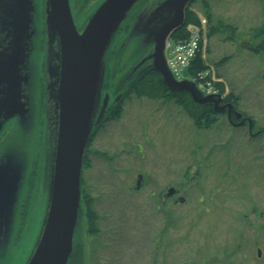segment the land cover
Instances as JSON below:
<instances>
[{"label":"rangeland","instance_id":"1","mask_svg":"<svg viewBox=\"0 0 264 264\" xmlns=\"http://www.w3.org/2000/svg\"><path fill=\"white\" fill-rule=\"evenodd\" d=\"M103 1L74 0L75 25L80 28ZM145 4L133 8L127 24L144 15ZM188 9L205 19L200 50L211 81L222 83V96L233 92L237 111L263 130L264 51L247 47L264 38L257 35L264 0H194ZM158 16L141 19L144 38L160 26ZM219 24L231 26L235 39L222 26L209 36L208 28ZM126 27L115 33L108 54V74L113 63L115 69L111 77L105 72L110 99L127 76L136 75L126 74L141 55V32L130 35ZM125 32L133 38L114 56ZM227 121L218 117L211 128L197 129L174 99L128 95L119 117L98 128L81 170V192L92 198L99 229L87 234L84 216V264H264V138ZM36 182L38 190L28 198L30 230L14 264H28L23 249L34 245L45 217L47 190L43 180ZM168 187L177 195L164 198Z\"/></svg>","mask_w":264,"mask_h":264},{"label":"water","instance_id":"2","mask_svg":"<svg viewBox=\"0 0 264 264\" xmlns=\"http://www.w3.org/2000/svg\"><path fill=\"white\" fill-rule=\"evenodd\" d=\"M146 2L137 20L127 24L133 8ZM192 0H104L78 28L70 0H0V132L5 122L18 117L21 129L15 132L13 150L0 153V236L9 238L15 226L28 172L29 159L38 118V63L35 56L44 29V74L46 123L41 149L39 181L47 190L46 213L28 264H84L81 235L85 210L81 202V169L92 131L106 116L110 106L120 100L128 84L152 69L159 73L169 92H185L200 104H211L214 112L227 118L233 127H246L251 136L261 135L253 119L243 116L217 93L204 94L188 78L177 80L167 64L166 43L184 22L185 8ZM157 14L160 26L143 36L141 19ZM156 19V20H157ZM153 25V23H151ZM42 26V27H41ZM124 26L131 34L140 33V57L129 75L110 99L103 90L107 61L115 33ZM125 32L120 51L133 37ZM120 56V54H119ZM115 71L114 63L109 75ZM129 78V79H127ZM51 113V115H49ZM34 129V131L32 130ZM32 130V132H31ZM30 132L29 140L18 143ZM33 137V138H32ZM264 141V139H263ZM24 148V149H23ZM28 150V151H27ZM29 158L25 156V152ZM143 176L139 174L135 189ZM168 187L164 198L174 195ZM182 197L175 202L182 203ZM81 202V203H80ZM261 249H256L257 257Z\"/></svg>","mask_w":264,"mask_h":264},{"label":"trees","instance_id":"3","mask_svg":"<svg viewBox=\"0 0 264 264\" xmlns=\"http://www.w3.org/2000/svg\"><path fill=\"white\" fill-rule=\"evenodd\" d=\"M194 0H192L188 6L185 9V17H184V23L183 25L174 30L171 34V37L173 39H183L187 36L185 27L189 23H197L198 17L190 10L188 9L191 3ZM222 24H219L217 26H210L208 29V35L211 36L216 33L217 29L221 27ZM231 26H222L223 31H226L229 33L228 37L231 38V40L235 39V33L233 32ZM257 35H262L264 33V26L259 28L257 30ZM248 50L254 51V52H260L264 51V38L261 40V42L256 47H247ZM201 54L199 53L193 60H191L190 65L187 68L188 75H195L196 72L202 71L207 69V65L202 61ZM215 87L218 89L220 93L223 92L224 88L222 83L217 82L215 83ZM105 89H108V86L104 85ZM134 94L138 97H147V98H164L165 100L174 99L175 104H178L180 107L184 109L186 114L189 116V118L192 120V124L197 129H209L212 127L213 124H215L218 117H222L223 115L218 114L217 112H214L213 106L211 104H200L196 103L188 93L185 92H169L166 85L161 80L159 73L156 71L150 69L148 72L142 73V75L135 81L128 84L127 90L121 95L122 98L120 101L116 102L114 105L110 106V109L108 110L107 114L104 119L99 123L94 130L92 131L88 146L86 149V153L84 156L83 166L87 164V151L89 150V147L91 143L93 142V139L95 137V134L106 121L108 120H114L119 117L121 110H122V104L123 101L128 97V95ZM238 97L233 95V92L228 93L227 95L223 96L224 103H231L236 111H237V105H238ZM240 112V111H239ZM241 113V112H240ZM243 116H246L244 113H241ZM225 117V116H223ZM226 118V117H225ZM227 119V118H226ZM231 126V125H230ZM81 180L80 182H82ZM81 200L84 206L85 210V218H86V227H87V234L89 235H95L97 232H99L98 227L96 226V221L98 218L97 212L93 208L92 198L89 195V193L82 194L81 192Z\"/></svg>","mask_w":264,"mask_h":264},{"label":"flooded vegetation","instance_id":"4","mask_svg":"<svg viewBox=\"0 0 264 264\" xmlns=\"http://www.w3.org/2000/svg\"><path fill=\"white\" fill-rule=\"evenodd\" d=\"M74 0H70V4L72 6L74 5ZM42 13V10H39ZM42 19H43V13H42ZM43 35V31L41 33V36ZM44 42H39V48L37 51V63H38V88L37 95H38V118L36 120V132L33 134L34 140L32 144L31 149V155L29 159V166H28V172L25 180V186H23L24 190L22 191L23 194H21L20 203L18 205V208L16 210L15 214V226L12 230V233L10 237L7 239L6 236H0V264H14L16 254L18 250L20 249V246L22 245V242L24 241V236L29 232L30 230V222H31V213L29 211V204L30 201L29 198V192L37 191V182L38 178L41 179L40 176V165H41V149L44 141V130L47 126L46 123V93H45V74H44ZM51 115V113H49ZM18 117L14 116L10 118L7 122H5V125L0 132V153L5 152L8 150H13L12 144L13 139L18 141L17 135H15L16 130L21 132L20 127L18 126ZM34 131V129H32ZM31 130V132H32ZM33 133V132H32ZM30 136V132H27V135L25 138H23L18 143H22L26 145L25 143L28 142ZM32 137V138H33ZM24 149V148H23ZM28 151V150H27ZM27 151H24L25 153ZM26 157L29 158L28 154H25ZM39 181V180H38ZM177 195V192L172 195L171 197H174ZM170 197V198H171ZM32 244H29L27 249H23V252L26 254L29 253L30 248Z\"/></svg>","mask_w":264,"mask_h":264},{"label":"built area","instance_id":"5","mask_svg":"<svg viewBox=\"0 0 264 264\" xmlns=\"http://www.w3.org/2000/svg\"><path fill=\"white\" fill-rule=\"evenodd\" d=\"M205 19L200 20V25L187 26L188 36L185 39L167 41V62L171 73L180 80L184 70L190 65L199 49L204 35ZM208 71H199L193 76L194 82L204 92L215 91L212 81L207 78Z\"/></svg>","mask_w":264,"mask_h":264}]
</instances>
